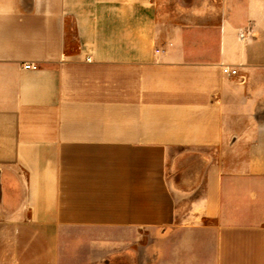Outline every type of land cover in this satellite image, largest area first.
<instances>
[{"label": "crops", "instance_id": "crops-1", "mask_svg": "<svg viewBox=\"0 0 264 264\" xmlns=\"http://www.w3.org/2000/svg\"><path fill=\"white\" fill-rule=\"evenodd\" d=\"M121 252L264 264V0H0V264Z\"/></svg>", "mask_w": 264, "mask_h": 264}, {"label": "built area", "instance_id": "built-area-1", "mask_svg": "<svg viewBox=\"0 0 264 264\" xmlns=\"http://www.w3.org/2000/svg\"><path fill=\"white\" fill-rule=\"evenodd\" d=\"M241 37H244V34H241ZM24 68L25 69H28V70H38L39 69V66L36 65V64H31V63H26L24 65ZM223 73L226 75V76H233V77H236L239 75L238 73V70L237 69H234L230 66H227V65H224L223 66Z\"/></svg>", "mask_w": 264, "mask_h": 264}, {"label": "rangeland", "instance_id": "rangeland-1", "mask_svg": "<svg viewBox=\"0 0 264 264\" xmlns=\"http://www.w3.org/2000/svg\"><path fill=\"white\" fill-rule=\"evenodd\" d=\"M73 243H75V242H73ZM71 256L73 257L74 255L70 251L69 252V257H71ZM82 256H83V253H80L79 257H82ZM126 256H127V254H125L124 252H121L120 254L116 255L115 257L118 258V259H121V260L117 261L115 264H130V262H126V263L123 262L122 259L126 258Z\"/></svg>", "mask_w": 264, "mask_h": 264}]
</instances>
